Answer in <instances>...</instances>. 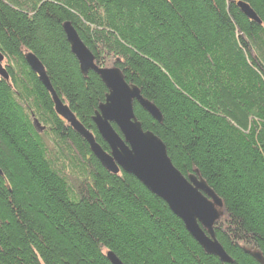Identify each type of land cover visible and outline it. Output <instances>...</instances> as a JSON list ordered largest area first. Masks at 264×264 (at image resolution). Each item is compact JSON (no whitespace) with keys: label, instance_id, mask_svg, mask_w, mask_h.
<instances>
[{"label":"trees","instance_id":"obj_1","mask_svg":"<svg viewBox=\"0 0 264 264\" xmlns=\"http://www.w3.org/2000/svg\"><path fill=\"white\" fill-rule=\"evenodd\" d=\"M66 21L159 108L161 122L135 114L173 164L221 198L214 229L231 262L135 176L107 171L56 113L28 52L109 150L92 119L108 89L81 72ZM0 51V264H112L109 251L123 264H264V0H0Z\"/></svg>","mask_w":264,"mask_h":264},{"label":"water","instance_id":"obj_2","mask_svg":"<svg viewBox=\"0 0 264 264\" xmlns=\"http://www.w3.org/2000/svg\"><path fill=\"white\" fill-rule=\"evenodd\" d=\"M237 5L249 19L261 23L248 3L238 1ZM63 29L71 51L80 64L81 72L87 75L89 70L97 71L109 90L105 101L99 105L94 122L98 132L112 149V154L103 149L93 133L78 121L53 88L43 63L35 54L28 52L26 61L50 92L57 114L87 140L93 154L106 170L112 174H119L120 170H123L135 176L148 190L167 203L207 253L218 256L223 262H231V257L218 241L214 229L215 222L220 217L219 208L223 206L221 198L203 178L195 174L185 176L173 164L162 139L151 130L143 129L135 115L134 101H138L154 119L160 122L163 119L161 111L155 104L141 96L137 86L127 83L119 68H99L95 63L94 54L71 22H64ZM0 77L9 81L5 55L1 51ZM35 123L40 126L37 120ZM114 125L125 136L128 145L121 143ZM107 257L112 264H123L112 251L107 253ZM255 257L263 261L259 253H255Z\"/></svg>","mask_w":264,"mask_h":264},{"label":"bare ground","instance_id":"obj_3","mask_svg":"<svg viewBox=\"0 0 264 264\" xmlns=\"http://www.w3.org/2000/svg\"><path fill=\"white\" fill-rule=\"evenodd\" d=\"M79 63V62H78ZM5 64H6V57H5ZM79 66H80V64H79ZM99 68H108L107 66H104V65H102V66H100V65H97ZM7 69V68H6ZM96 75H98L99 77L101 76L100 75V73H98L97 71L95 72V71H93ZM9 80H10V78H9ZM102 80V79H101ZM106 86V85H105ZM108 89V88H107ZM140 90V89H139ZM108 92H109V90H108ZM140 93H141V96L144 98V99H146V100H148V101H150L151 103H153L151 100H149L148 98H146L145 96H143V94H142V92H141V90H140ZM108 94V93H107ZM106 99V98H105ZM63 101V100H62ZM64 102V101H63ZM65 103V102H64ZM103 103V102H102ZM102 103H100V104H102ZM54 104V103H53ZM99 104V105H100ZM154 104V103H153ZM135 105H139L144 111H146L150 116H151V114L147 111V110H145L141 105H140V103L138 102V101H134V111H135ZM70 108V107H69ZM98 108H99V106H98ZM158 108V107H157ZM55 109V108H54ZM159 109V108H158ZM72 111V110H71ZM98 111V109L96 110V112ZM96 112H95V114H94V116H93V121H94V117H95V115H96ZM57 113V112H56ZM136 115V114H135ZM137 117V116H136ZM152 117V116H151ZM153 118V117H152ZM138 119V118H137ZM139 120V119H138ZM79 121V120H78ZM140 121V120H139ZM80 122V121H79ZM141 122V121H140ZM81 123V122H80ZM69 124V123H68ZM82 124V123H81ZM94 124H95V122H94ZM142 124V123H141ZM70 125V124H69ZM83 125V124H82ZM96 125V124H95ZM84 126V125H83ZM85 127V126H84ZM114 127H115V129H116V132H117V134L119 135V138H120V141H121V143H123V144H125V145H128V142H127V140H126V138H125V136L121 133V131L119 130V128L117 127V126H115L114 125ZM71 128L77 133V134H79L86 142H87V140L71 125ZM86 128V127H85ZM96 128H97V126H96ZM87 130H89L88 128H86ZM98 130V129H97ZM90 131V130H89ZM91 133H93L92 131H90ZM94 135V134H93ZM99 135H100V133H99ZM101 136V135H100ZM95 137V136H94ZM101 138H102V136H101ZM102 140H103V142L108 146V149L109 150H107L110 154H112V149L110 148V146H109V144L102 138ZM88 143V142H87ZM89 144V143H88ZM101 145V144H100ZM166 145V144H165ZM89 147H90V145H89ZM102 147V146H101ZM167 147V146H166ZM103 148V147H102ZM104 149V148H103ZM90 150H91V148H90ZM106 150V149H105ZM91 152H92V150H91ZM93 153V152H92ZM95 156V155H94ZM96 157V156H95ZM97 158V157H96ZM98 159V158H97ZM99 160V159H98ZM100 162V161H99ZM101 163V162H100ZM103 166V165H102ZM104 167V166H103ZM108 171V170H107ZM121 172H124L123 170H120Z\"/></svg>","mask_w":264,"mask_h":264}]
</instances>
